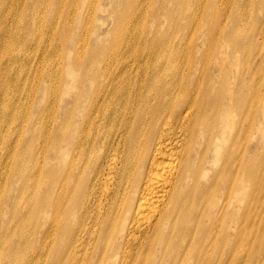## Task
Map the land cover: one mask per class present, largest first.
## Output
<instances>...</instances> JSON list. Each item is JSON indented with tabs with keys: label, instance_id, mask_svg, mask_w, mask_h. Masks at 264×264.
Instances as JSON below:
<instances>
[{
	"label": "bare ground",
	"instance_id": "6f19581e",
	"mask_svg": "<svg viewBox=\"0 0 264 264\" xmlns=\"http://www.w3.org/2000/svg\"><path fill=\"white\" fill-rule=\"evenodd\" d=\"M0 264H264V0H0Z\"/></svg>",
	"mask_w": 264,
	"mask_h": 264
}]
</instances>
